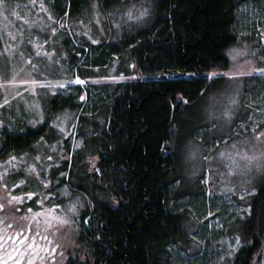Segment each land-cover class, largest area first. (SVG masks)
Here are the masks:
<instances>
[{
    "label": "trees",
    "instance_id": "16d2710c",
    "mask_svg": "<svg viewBox=\"0 0 264 264\" xmlns=\"http://www.w3.org/2000/svg\"><path fill=\"white\" fill-rule=\"evenodd\" d=\"M3 1L14 10L21 1L23 9L38 12L44 7L49 12L46 20L57 27L56 33L46 28L57 61L62 58V74L75 72L84 80L100 77L111 59H117L127 76L109 89L103 87L100 97L93 96L92 108L82 94L58 93L48 103L55 112L76 108L79 128L81 122L84 126L76 134L85 136L81 152H71L65 139L63 146L68 161L61 168L69 175L60 181L85 201L77 220L81 247L67 264H173L172 247L187 250L194 245L198 227L192 210L177 203L204 190L198 180L195 189L178 191L180 147L189 137L196 139L194 107L219 85L220 77L213 75L229 68L226 50L239 40L234 29L237 9L251 0ZM130 4L146 10L145 25L125 22L114 30L105 19L101 33L95 22ZM91 20L94 38L87 41L78 27ZM9 69L13 65L0 64V81L10 80ZM27 70L34 72L33 67ZM50 114L38 119L32 109L21 111L13 96L1 95L0 160L44 139ZM75 167L82 182L74 178ZM101 194L112 200H99ZM239 222L242 244L232 264H252L264 239V181Z\"/></svg>",
    "mask_w": 264,
    "mask_h": 264
},
{
    "label": "rangeland",
    "instance_id": "374dc122",
    "mask_svg": "<svg viewBox=\"0 0 264 264\" xmlns=\"http://www.w3.org/2000/svg\"><path fill=\"white\" fill-rule=\"evenodd\" d=\"M10 7L5 1L0 3V64L13 65L14 69L7 71L12 76L10 80L0 81V96H13L21 111L32 109L38 119L50 113L51 117L44 139L26 152L0 160V204L4 205L0 208V264H17V261L19 264H29V261L67 264L76 258V250L81 247L77 220L85 201L81 194L70 189L69 183L63 185L60 181L69 175L68 169L61 168L68 161L63 146L65 139L71 152L77 149L81 152L85 136L76 134L84 126L81 122L79 128L76 108L55 112L48 103L58 93L82 94L83 101L92 108L93 96L100 97L103 87L109 89L127 76L119 69L117 59H111L100 77L84 80L75 72L62 74V58L57 61L51 48V32L46 28V24L52 32L57 28L46 20L49 12L44 7L39 10L43 9V13L31 7L23 9L21 1H16V10ZM141 9L137 4H130L125 10L102 15L95 23L101 33L105 31V19L113 24L114 30H119L125 22L140 27L145 25ZM91 25L92 20L78 27L87 41L94 38ZM234 29L239 40L226 50L229 68L213 75L220 77L219 85L194 107L191 123L198 126L193 135L196 141L189 137L180 147L182 181L178 191L195 189L198 180L204 190L189 194L177 203L192 210L198 227L193 234L194 245L187 250L172 247L173 264H232L242 244L239 220L246 216L251 196L264 181V71H261L264 70V0L241 3ZM39 33L43 36L39 37ZM27 67H33L34 72H29ZM56 70L58 75L52 77ZM225 112L231 116H225ZM91 113L88 109L85 114ZM90 164H94L93 160ZM73 170L77 183L82 182L76 174L77 167ZM28 193L35 195L29 197ZM97 198L112 200L103 194ZM23 219L25 224H37L39 233L46 235V239L41 240L39 249L28 247L26 253L21 251L22 256L17 251L6 252L7 232L11 226L12 229L21 226L18 223ZM191 227L190 230L195 229ZM252 264H264V239Z\"/></svg>",
    "mask_w": 264,
    "mask_h": 264
},
{
    "label": "flooded vegetation",
    "instance_id": "af4514ba",
    "mask_svg": "<svg viewBox=\"0 0 264 264\" xmlns=\"http://www.w3.org/2000/svg\"><path fill=\"white\" fill-rule=\"evenodd\" d=\"M18 224L21 226L15 229H12L11 226V230H9V234L8 232L6 234V236H8L6 237L7 239L5 240L6 241L5 244H7L5 248L6 252L13 250V251H17V253L21 255L20 252L22 251V253L24 252L26 253V250L29 247V245H32L34 249H39L42 243L41 240L46 239V235H44L43 233L41 235V233H39L40 227L37 224L32 225L33 223L25 224V219L21 220ZM10 245L11 246L14 245L15 248L10 247ZM48 250H49V244L46 246V252ZM43 255H45V251Z\"/></svg>",
    "mask_w": 264,
    "mask_h": 264
},
{
    "label": "snow or ice",
    "instance_id": "6c2138e0",
    "mask_svg": "<svg viewBox=\"0 0 264 264\" xmlns=\"http://www.w3.org/2000/svg\"><path fill=\"white\" fill-rule=\"evenodd\" d=\"M3 2V0H0V3H2ZM147 14V12H146V10H144V11H142L141 13H140V15L141 16H144V15H146ZM129 15H131V14H129ZM53 31H56L55 29H53ZM261 71H264V70H261ZM240 73H230V75H239ZM78 79V78H77ZM82 82V81H81ZM81 99H83V97H81ZM7 101H5V103H6ZM235 101H233V103H234ZM225 116H231V113L230 112H225ZM258 135H259V133H258ZM43 139V138H42ZM221 155H223V153H221ZM10 159H15V157H10ZM37 159H39V157H37ZM45 183H47V181H45ZM16 185H13V187H15ZM6 187V186H5ZM253 191H255V189H253ZM29 197H31V196H33V195H35L34 193H28L27 194ZM13 199H19V197H13ZM4 207V205L3 204H0V208H3ZM53 207L55 208V207H58V205H53ZM73 211H75V208L73 207ZM64 223H67V221H64ZM29 247H32V245H29ZM17 264H19V261H17ZM29 264H31V261H29Z\"/></svg>",
    "mask_w": 264,
    "mask_h": 264
},
{
    "label": "built area",
    "instance_id": "2783aa9c",
    "mask_svg": "<svg viewBox=\"0 0 264 264\" xmlns=\"http://www.w3.org/2000/svg\"><path fill=\"white\" fill-rule=\"evenodd\" d=\"M184 76H187V75H184Z\"/></svg>",
    "mask_w": 264,
    "mask_h": 264
}]
</instances>
